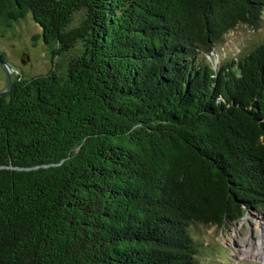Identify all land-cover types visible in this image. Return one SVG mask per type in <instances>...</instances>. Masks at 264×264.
<instances>
[{
    "label": "trees",
    "instance_id": "1",
    "mask_svg": "<svg viewBox=\"0 0 264 264\" xmlns=\"http://www.w3.org/2000/svg\"><path fill=\"white\" fill-rule=\"evenodd\" d=\"M28 12L56 47L0 96V264H198L194 224L264 213V39L205 59L264 0H0Z\"/></svg>",
    "mask_w": 264,
    "mask_h": 264
},
{
    "label": "rangeland",
    "instance_id": "2",
    "mask_svg": "<svg viewBox=\"0 0 264 264\" xmlns=\"http://www.w3.org/2000/svg\"><path fill=\"white\" fill-rule=\"evenodd\" d=\"M32 19L30 12L17 20L8 21L0 17V55L7 66L0 64V91L7 87L8 72L12 82L48 69L50 54L56 43H44L35 36L40 33V28ZM263 39L264 12L256 26L239 24L227 32L205 55V59L214 66L220 61L236 59ZM193 226L192 233L203 247L198 264H264V259L244 252L259 242L260 235L264 233L263 212L249 209L236 223L223 227Z\"/></svg>",
    "mask_w": 264,
    "mask_h": 264
},
{
    "label": "bare ground",
    "instance_id": "3",
    "mask_svg": "<svg viewBox=\"0 0 264 264\" xmlns=\"http://www.w3.org/2000/svg\"><path fill=\"white\" fill-rule=\"evenodd\" d=\"M244 252L260 260L264 259V233L260 235L259 242L255 243V245L253 244V246H249Z\"/></svg>",
    "mask_w": 264,
    "mask_h": 264
},
{
    "label": "water",
    "instance_id": "4",
    "mask_svg": "<svg viewBox=\"0 0 264 264\" xmlns=\"http://www.w3.org/2000/svg\"><path fill=\"white\" fill-rule=\"evenodd\" d=\"M0 64H2L3 66H5V67H7L6 66V64H5V62L0 58ZM11 78H10V76H9V72H8V83H7V87H6V89L5 90H3V91H0V96L2 95V94H4L6 91H8L9 89H10V87H11Z\"/></svg>",
    "mask_w": 264,
    "mask_h": 264
}]
</instances>
